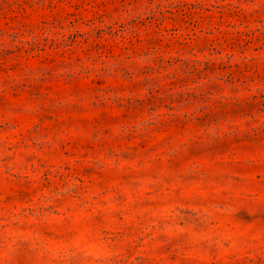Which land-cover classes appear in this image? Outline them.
I'll list each match as a JSON object with an SVG mask.
<instances>
[{
  "label": "rangeland",
  "instance_id": "374dc122",
  "mask_svg": "<svg viewBox=\"0 0 264 264\" xmlns=\"http://www.w3.org/2000/svg\"><path fill=\"white\" fill-rule=\"evenodd\" d=\"M0 264H264V0H0Z\"/></svg>",
  "mask_w": 264,
  "mask_h": 264
}]
</instances>
